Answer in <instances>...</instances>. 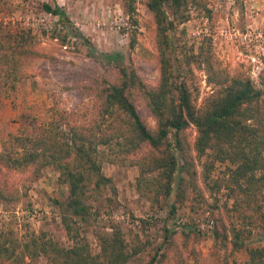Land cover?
<instances>
[{
    "label": "rangeland",
    "instance_id": "obj_1",
    "mask_svg": "<svg viewBox=\"0 0 264 264\" xmlns=\"http://www.w3.org/2000/svg\"><path fill=\"white\" fill-rule=\"evenodd\" d=\"M43 5L61 8L67 22L47 14ZM134 9L129 17L123 0H0V47L7 49L0 54L8 58L0 71V152L10 135L36 133L54 111L75 113L80 123L92 125L101 93L118 81L116 58L135 71L146 89L157 88L155 21L146 0H135ZM184 11L186 19L176 18L169 31L172 81L184 80L199 106L212 92L197 64L202 52L229 77H249L258 85L264 72V0H187ZM132 98L140 119L155 130L144 96L133 91ZM195 136L193 126L184 131L190 150ZM168 141L172 144V135ZM98 149L102 175L111 183L89 188L88 214L75 225L93 255L111 226L121 230L131 253L128 264H148L157 251L154 264H246V249L264 245V238L257 240L259 230L240 227L226 190L211 193L205 188L203 159L193 151L200 195L187 188L177 202L151 199L138 189L137 155L123 156L116 145ZM224 170L225 165L217 164L213 175ZM0 181L10 196L0 200V235L21 241L42 236L71 245L60 207L68 186L58 182L56 171L45 167L36 175L32 168L2 169ZM222 225L228 241L241 246L237 251L232 244L222 248L214 241L213 231ZM170 228L174 235L164 245V231Z\"/></svg>",
    "mask_w": 264,
    "mask_h": 264
},
{
    "label": "trees",
    "instance_id": "obj_2",
    "mask_svg": "<svg viewBox=\"0 0 264 264\" xmlns=\"http://www.w3.org/2000/svg\"><path fill=\"white\" fill-rule=\"evenodd\" d=\"M123 1L126 14L132 17L135 0ZM186 5L187 0H146L156 25L159 82L155 90L146 89L133 69L112 57L118 81L101 93L92 125L80 123L75 113L54 111L49 123L36 133L9 136L0 152V172L32 168L37 175L51 167L58 173V182L68 186L60 207L61 223L71 245L63 247L42 236L21 241L0 235V264H128L131 253L119 227L111 226L110 233L100 237L96 255L75 228L88 214L85 200L89 188L97 190L111 183L102 175L98 149L110 145H116L123 156H138V189L151 199L165 197L177 202L185 198L187 188L200 195L193 151L203 159L201 182L205 188L211 193L226 190L240 227L259 230L257 240L264 238V72L255 85L249 77H229L199 52L197 64L206 72L212 92L197 106L186 82L172 81L167 55L169 31L176 18L186 19ZM42 7L67 22L61 8ZM4 49L0 47V51ZM6 56L0 54V71ZM133 91L144 96L155 130L148 129L138 116ZM190 126L196 132L193 150L184 137ZM171 135L172 144L168 143ZM217 164L225 165L226 170L213 175ZM4 186L0 181L1 201L10 198ZM174 232L165 229L164 245L171 242ZM239 236L237 231L235 240ZM213 237L222 248L232 244V250L237 251L241 247L228 241L224 225L213 231ZM246 253V264H264V245L248 248ZM157 256L158 251L148 264H154Z\"/></svg>",
    "mask_w": 264,
    "mask_h": 264
}]
</instances>
